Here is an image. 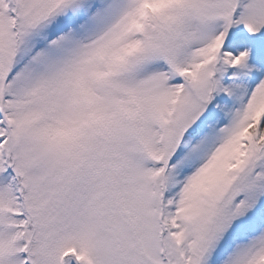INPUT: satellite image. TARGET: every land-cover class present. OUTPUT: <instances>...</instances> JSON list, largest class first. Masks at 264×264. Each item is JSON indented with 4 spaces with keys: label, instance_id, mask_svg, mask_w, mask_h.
<instances>
[{
    "label": "snow or ice",
    "instance_id": "snow-or-ice-1",
    "mask_svg": "<svg viewBox=\"0 0 264 264\" xmlns=\"http://www.w3.org/2000/svg\"><path fill=\"white\" fill-rule=\"evenodd\" d=\"M0 264H264V0H0Z\"/></svg>",
    "mask_w": 264,
    "mask_h": 264
}]
</instances>
